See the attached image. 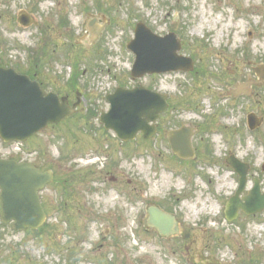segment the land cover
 I'll list each match as a JSON object with an SVG mask.
<instances>
[{
    "label": "rangeland",
    "instance_id": "obj_1",
    "mask_svg": "<svg viewBox=\"0 0 264 264\" xmlns=\"http://www.w3.org/2000/svg\"><path fill=\"white\" fill-rule=\"evenodd\" d=\"M21 11L33 13L38 26L16 23ZM94 18L103 29L92 40L86 23ZM139 22L160 36L176 34L180 54L192 58L194 72L200 73L176 71L132 81L134 56L126 44ZM47 46L53 53L43 70L49 86L70 93V104L76 89L81 104L64 124L29 140L27 146L36 148L23 146L20 155L52 167L57 178L70 170V176L81 177L67 205L60 183L42 193L48 206L42 233L0 227V264L2 257L13 264H264V211L239 214L232 222L224 216L239 180L226 157L249 164L241 198L254 179L264 194V81L252 85L249 96L230 93L236 83L256 81L254 68L264 66V0H0L4 65L25 72ZM72 79L73 92L67 86ZM139 85L172 102L173 110L160 123L163 131L191 125L196 129L192 143L202 136L191 164L173 160L157 134L147 143L137 134L122 146L103 130L98 118L109 109L106 96ZM209 100L211 110L205 107ZM197 107L205 111L192 115ZM249 113L262 119L253 131L246 123ZM220 138L225 145H218ZM13 147L0 143V155ZM95 154L100 163L94 165L87 160ZM149 206L174 215L179 234L161 238L147 227Z\"/></svg>",
    "mask_w": 264,
    "mask_h": 264
},
{
    "label": "water",
    "instance_id": "obj_2",
    "mask_svg": "<svg viewBox=\"0 0 264 264\" xmlns=\"http://www.w3.org/2000/svg\"><path fill=\"white\" fill-rule=\"evenodd\" d=\"M27 24V22H24ZM128 49L135 55L131 71L132 78L145 74L162 73L171 70H189L191 61L177 56L180 44L170 34L164 38L154 35L143 24L135 28V37L129 42ZM260 80H264V67L255 69ZM248 85L236 86L239 90ZM110 109L100 116L105 129L113 130L120 140H131L141 131L144 137L154 133L148 123L157 119L166 108L164 97L142 87L133 90L118 88L107 96ZM66 100L58 99L55 93L46 94L40 86L29 81L11 69L0 68V137L8 141H23L49 123H59L73 113L66 105ZM76 105H74L75 107ZM261 120L254 115L248 116L250 129L259 126ZM186 130L168 134L173 152L180 158L192 157L189 138H186L187 150L178 149L175 141L185 137ZM229 164L241 177L236 196L227 205L226 218L232 221L241 209L246 215L260 213L264 209V197L259 196L258 183L242 204L238 195L243 191L246 182L247 166L235 159ZM51 182L49 173H40L32 166L18 165L13 161L0 160V198L1 220L3 223L14 222L15 230L38 229L45 220V214L39 203L37 191ZM148 225L159 234L171 236L177 233L173 217L157 209L149 210Z\"/></svg>",
    "mask_w": 264,
    "mask_h": 264
},
{
    "label": "flooded vegetation",
    "instance_id": "obj_3",
    "mask_svg": "<svg viewBox=\"0 0 264 264\" xmlns=\"http://www.w3.org/2000/svg\"><path fill=\"white\" fill-rule=\"evenodd\" d=\"M32 77L35 79V80H37V81H39L37 78H36V75H32ZM42 85H43V83L41 82V81H39ZM167 102H168V104H169V106H168V109L164 112V113H162L161 115H160V118L158 119V121H157V135L158 136H156V138L155 139H160V140H162L165 144H166V146H167V140H166V138H165V141L161 138V134H163V136L165 137V134L167 133L166 131H163V129L162 128H160V123L162 122V120H163V115H165V114H167L168 112H170V111H172L173 110V104H172V102L170 101V100H167ZM179 126H173V128L175 129V128H178ZM198 131H199V135H200V133H202V130L199 128L198 129ZM202 136H200V139L199 140H197L195 143L193 142L192 144H193V146L195 147V148H198L201 144H202ZM1 158H3V159H12V160H15V161H17V162H29V163H32V164H34L35 166H37V167H39V169L41 170V171H45V170H51L52 172H53V174H54V169H48V167H45L44 165H41L40 163H39V159H36V158H34V159H28V160H23V158L16 152V151H10L9 152V154H8V156H3V157H1ZM52 184H50V185H47V186H45L44 187V189L41 191V201H42V203H43V208L45 209V210H47L48 211V206H47V203L46 202H44L43 200H42V193L43 192H46V190H48V188L51 186ZM0 227H2V225H1V222H0ZM7 227H10V226H7Z\"/></svg>",
    "mask_w": 264,
    "mask_h": 264
},
{
    "label": "trees",
    "instance_id": "obj_4",
    "mask_svg": "<svg viewBox=\"0 0 264 264\" xmlns=\"http://www.w3.org/2000/svg\"><path fill=\"white\" fill-rule=\"evenodd\" d=\"M70 87H71V88H73V87H74V85H71Z\"/></svg>",
    "mask_w": 264,
    "mask_h": 264
},
{
    "label": "bare ground",
    "instance_id": "obj_5",
    "mask_svg": "<svg viewBox=\"0 0 264 264\" xmlns=\"http://www.w3.org/2000/svg\"><path fill=\"white\" fill-rule=\"evenodd\" d=\"M198 213H199V211H198Z\"/></svg>",
    "mask_w": 264,
    "mask_h": 264
}]
</instances>
